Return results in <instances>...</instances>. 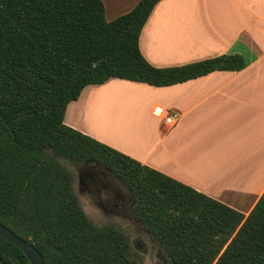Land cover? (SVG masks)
<instances>
[{
  "label": "trees",
  "instance_id": "16d2710c",
  "mask_svg": "<svg viewBox=\"0 0 264 264\" xmlns=\"http://www.w3.org/2000/svg\"><path fill=\"white\" fill-rule=\"evenodd\" d=\"M161 1L108 22L102 0H0V223L45 264H141L122 232L82 209L68 165L88 162L122 179L170 264H264V194L245 216L65 124L89 86L168 87L246 67L240 55L151 65L139 39ZM0 264L32 263L0 236Z\"/></svg>",
  "mask_w": 264,
  "mask_h": 264
},
{
  "label": "crops",
  "instance_id": "0c3cea01",
  "mask_svg": "<svg viewBox=\"0 0 264 264\" xmlns=\"http://www.w3.org/2000/svg\"><path fill=\"white\" fill-rule=\"evenodd\" d=\"M102 1L111 22L141 0ZM139 46L157 68L222 55L246 67L168 87L89 86L65 124L248 216L264 194V0H162Z\"/></svg>",
  "mask_w": 264,
  "mask_h": 264
},
{
  "label": "flooded vegetation",
  "instance_id": "af4514ba",
  "mask_svg": "<svg viewBox=\"0 0 264 264\" xmlns=\"http://www.w3.org/2000/svg\"><path fill=\"white\" fill-rule=\"evenodd\" d=\"M80 170L89 171L93 175L86 184L78 183V192L87 202L88 209L90 207L100 212L107 219L144 225L135 216V201L131 191L117 174L104 165L92 162L76 168L75 175L78 176ZM75 175L74 182L77 178Z\"/></svg>",
  "mask_w": 264,
  "mask_h": 264
},
{
  "label": "rangeland",
  "instance_id": "374dc122",
  "mask_svg": "<svg viewBox=\"0 0 264 264\" xmlns=\"http://www.w3.org/2000/svg\"><path fill=\"white\" fill-rule=\"evenodd\" d=\"M71 104V103H70ZM69 169L75 175L76 168L68 165ZM73 184L74 190L79 198V202L87 215L88 219L97 227L113 226L122 232L128 239L133 257L137 258L141 264H170L168 255L165 253L163 247L159 244L153 234L144 225L139 223H128L123 220H114V218L107 219L100 212L94 209H88V204L78 192V176ZM136 216V215H135ZM139 224V225H138Z\"/></svg>",
  "mask_w": 264,
  "mask_h": 264
},
{
  "label": "water",
  "instance_id": "95a60500",
  "mask_svg": "<svg viewBox=\"0 0 264 264\" xmlns=\"http://www.w3.org/2000/svg\"><path fill=\"white\" fill-rule=\"evenodd\" d=\"M93 178V175L86 170H80L78 172V180L80 185L86 184ZM0 236L4 239L10 241L14 245H16L18 248H20L24 254L28 257L30 262L32 264H45L43 256L39 252L37 248H35L32 244H30L28 241L20 238L18 235H16L13 231L8 229L6 226L0 223Z\"/></svg>",
  "mask_w": 264,
  "mask_h": 264
},
{
  "label": "built area",
  "instance_id": "2783aa9c",
  "mask_svg": "<svg viewBox=\"0 0 264 264\" xmlns=\"http://www.w3.org/2000/svg\"><path fill=\"white\" fill-rule=\"evenodd\" d=\"M179 116L177 114L173 115V114H167V118H166V123L168 125H172L174 124L177 120H178Z\"/></svg>",
  "mask_w": 264,
  "mask_h": 264
}]
</instances>
